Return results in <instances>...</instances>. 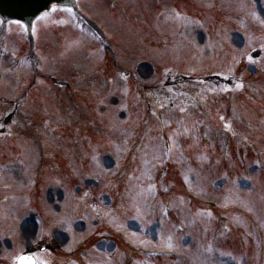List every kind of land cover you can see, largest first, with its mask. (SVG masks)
<instances>
[{"label": "rangeland", "instance_id": "374dc122", "mask_svg": "<svg viewBox=\"0 0 264 264\" xmlns=\"http://www.w3.org/2000/svg\"><path fill=\"white\" fill-rule=\"evenodd\" d=\"M230 1L116 0L115 2L111 0L115 2L112 6L118 8L114 10L110 8L107 0H91V8L85 6L87 9L85 10L93 19L86 15L85 18L92 21L98 30L103 31L100 24L104 28L103 33L107 34L103 46L99 47L107 58L104 60L105 64L101 57H85L87 52H83V39L81 41L78 38H69L66 41L65 31L53 33L61 38L59 44L62 43V45L60 48L52 46L49 52L59 55L61 60L58 63V69L53 70L54 66L49 63V60L55 61L56 58L47 55L49 59L47 58L46 63L41 64L44 69V78L46 79V76L52 73L58 74L61 80L69 79L71 89L68 92L65 87L58 89L57 92V87H54L47 79L48 84L45 81L37 84L36 90L45 103L52 105V108L49 107L52 116L43 110L46 105L44 102L37 104L32 101H39L38 98H32L27 102L23 100L22 105H19L20 109L25 116L32 118V122L23 123L20 129L27 131L32 139L12 141L6 138L1 141L0 162L5 163L18 158L27 162L30 172H21L24 176L20 175L22 178L16 188L19 191L14 192V195L20 198L26 197L27 210L33 208L35 200L41 203L43 201L44 205H47L50 209L49 214L51 213L49 215L51 233H55V236L62 240L61 247L65 246L73 250L79 246L77 242L80 235L89 237L91 233L96 232L95 224H91V229L88 231H84L79 224L72 225L69 231H64V227L67 229L66 226H58V222L66 220L67 215H70L67 221L74 217L75 213L72 215V212L81 213V210L78 211L80 208H83L90 217L95 216L88 207V204H91L89 195L85 194L83 204L77 203L74 195L81 188L85 193H88L89 189L93 190L100 206L104 209L107 210L113 202L118 203V208L126 212L123 224L120 222L121 216L116 214L108 220V226L118 230L116 232L130 244L156 245L155 238H158L157 234H159L161 245H166L168 250L177 251L176 246L173 245H179L182 248L178 251L189 259L190 262L187 264H224L218 259L219 256L227 257V264H233L230 259L232 256L237 260L240 257L244 264H247L250 258V264H264V259H259L264 256V173L253 177L251 187L250 183L244 181V177H248L246 175L249 173L246 170L241 171L247 164L258 166L260 163L264 169V54L260 62L256 64L259 67L253 66L254 64L247 65L245 60L247 54L245 50H253L258 47V44L264 42V24L261 23L264 21V14H262L264 0H261L262 3L260 0ZM82 3L85 5L84 1ZM121 7L138 10L136 12L125 10L126 13H123ZM172 7L181 11L182 14L195 17L201 24L206 25L207 30L204 32L209 33L207 46H205L206 38L203 31L193 27L183 30L184 21L177 22L167 18L168 11ZM253 9L260 15V19L253 16ZM162 11L164 12L162 19L165 21L157 20ZM230 27H232L231 34ZM239 30L247 34V40L250 43L245 49L238 51L237 47L241 49L243 44L242 34L237 35ZM233 31L236 34L232 36ZM41 38L47 37L42 33ZM50 41L55 42V38H50ZM251 42L255 43L254 46ZM45 43L48 42L45 40ZM87 46L97 48L93 43ZM230 47L233 49L231 54L228 53ZM226 51L225 55H231V65L226 67L228 73L239 72L238 75L241 73L242 77L251 81V85L242 94L224 97L221 102L219 99L218 106L213 103L205 104L204 111L188 108V112L185 111V128L190 129L185 131H179L177 128L178 123L175 121L178 117L172 111L164 114L163 122H157V125L151 122L144 126L141 105L137 103L138 99L133 87L128 85L127 80L120 79L122 70L125 69L116 67L118 65L114 68L113 62L115 60L120 66L132 72L137 67L149 66L152 69L155 68V71L166 67L181 73L196 71L205 76L211 70L224 68L222 62L227 60L226 56H223ZM27 61L34 64L32 55H29ZM21 70L18 79L11 81L18 84L15 87H20L21 84L25 87L32 78L30 69ZM136 74L146 82L154 81L158 76L157 74L153 76L147 68L143 69L142 74L138 72ZM110 79L114 80L113 85L108 81ZM2 81L3 75L0 73V83ZM9 84L8 80L7 84L4 85L3 82L0 84V96L11 100L17 99L16 88L14 89L11 85L9 87ZM20 96L23 97V94ZM116 102L124 108L129 106L131 114L130 118L127 117L129 125L121 126L123 124L120 123L125 120L126 114L115 106ZM220 110L226 113L227 120L230 119L233 130L236 132L235 129H237L238 134L241 135L229 149L225 145L228 142L227 135L218 118ZM227 111H230V114H227ZM47 122L51 128L45 131L43 127ZM202 123H206L205 131H208L207 128L211 129L207 132L211 135L210 139L202 136L205 133L204 130L193 126ZM160 125L162 134L165 132L169 136L175 154L168 177L174 189L171 197L155 200L151 194L152 190L156 189V185H153L155 176L152 173L156 174L157 169L161 168V160L164 156L162 151H165V143H163L165 137H161ZM121 135L130 141L122 139L124 142L121 145L115 143L123 138ZM157 137L161 142L155 144ZM137 139L139 144L131 159V141L135 144ZM220 140H222L221 147ZM34 155L38 156L40 162ZM129 159H131L127 169L129 175L124 178L125 180L120 178L121 173H116L114 176L113 172H110L115 169V161L121 162L124 167ZM42 163L44 175L38 173ZM203 164L206 165L207 173H197L196 167L201 168ZM5 173V184L17 183L14 181L15 178L19 180L17 172ZM209 173L212 174L211 177ZM31 179L37 181L39 185L37 190L30 192L26 190V186H28L27 181ZM119 187L121 192L118 190ZM158 187L161 193H165L163 184ZM185 193L191 200L179 195ZM6 196H10L9 192L0 193V200ZM72 196H74L75 204L70 201ZM195 198L197 200L193 202ZM201 201L208 204L214 203V207L218 209L207 207L206 204L202 205ZM163 202L173 203L175 210V214L171 215L173 219L163 217ZM67 206L68 209H66ZM69 206H72V209ZM60 207L61 218L57 219L56 212L60 211ZM23 208L25 206L18 203L17 208L15 204L3 209L0 207V213L3 210L5 214L11 215L17 210H24ZM25 212L20 217L16 216L13 223ZM136 212L140 213L138 218L142 224L146 222L148 216L158 217L159 226H156L158 232L154 231L155 228L145 231V227L157 221L150 225L144 224L142 232L131 227H126L123 231L125 223ZM217 213L219 216L222 214L225 216L224 222L231 227L229 235L227 231L221 229L222 227L220 230L218 227V229L214 228ZM17 215L19 216L18 212ZM248 215L251 220L247 217ZM150 219L153 218L150 217ZM25 220L27 218L19 226L18 242L21 247L19 246L20 249L17 252L10 251L9 245L2 243L0 239V259L3 261L7 259L9 251L16 254L34 243L37 234L32 227L26 229L27 221ZM5 224L11 225V221L6 220V215L3 219L0 215V226L4 228ZM134 224L139 226L138 223ZM182 224H185L188 232L179 236L174 235L175 229ZM257 224H259V231L256 230L258 227H255ZM66 225L69 226V224ZM185 244H189L188 249L182 246ZM97 247L95 250L88 251L86 256L84 255L78 262L81 264H127L124 245H118L121 250H115L117 245H114L113 240L107 242L102 240ZM208 248L214 255L208 253ZM249 250L250 256L247 253ZM172 262L174 263V261L162 263L173 264Z\"/></svg>", "mask_w": 264, "mask_h": 264}, {"label": "trees", "instance_id": "16d2710c", "mask_svg": "<svg viewBox=\"0 0 264 264\" xmlns=\"http://www.w3.org/2000/svg\"><path fill=\"white\" fill-rule=\"evenodd\" d=\"M138 90H139V93L141 95L142 100H145V102H146L145 106H146L147 112H150V113H152V115H155L156 117L160 118L162 116V112H163L162 107H164V106L157 99V93L154 90L150 91L147 88H144L143 90L138 88ZM145 116L147 118V114ZM137 145H138V140L136 141V143L132 147V152H131L132 156L134 155V152L137 148ZM62 259H64V258H62Z\"/></svg>", "mask_w": 264, "mask_h": 264}, {"label": "water", "instance_id": "95a60500", "mask_svg": "<svg viewBox=\"0 0 264 264\" xmlns=\"http://www.w3.org/2000/svg\"><path fill=\"white\" fill-rule=\"evenodd\" d=\"M50 1L52 0H36L35 2L29 0H19L17 1V4L19 6L18 10L21 15H25L29 18H32L37 13V9H39L42 5L46 4V2L48 3Z\"/></svg>", "mask_w": 264, "mask_h": 264}, {"label": "snow or ice", "instance_id": "6c2138e0", "mask_svg": "<svg viewBox=\"0 0 264 264\" xmlns=\"http://www.w3.org/2000/svg\"><path fill=\"white\" fill-rule=\"evenodd\" d=\"M51 11L55 12V11H57V9L56 8H52ZM69 11H71V10L69 9ZM252 14H253V16L256 17V19H260V15H258L255 12V9H253ZM262 14H264V9H262ZM45 16H47V13L45 14ZM261 23L264 24V21H261ZM241 46H242V44H241ZM249 61L251 63H255L254 61H252L251 57H249ZM238 87H242V85H238ZM20 260H21V264H32L33 258L31 256H22V257H20Z\"/></svg>", "mask_w": 264, "mask_h": 264}]
</instances>
